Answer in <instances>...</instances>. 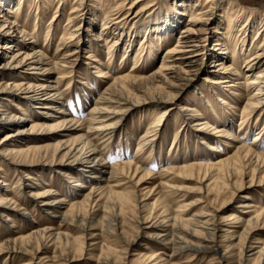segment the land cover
<instances>
[{
    "label": "bare ground",
    "instance_id": "obj_1",
    "mask_svg": "<svg viewBox=\"0 0 264 264\" xmlns=\"http://www.w3.org/2000/svg\"><path fill=\"white\" fill-rule=\"evenodd\" d=\"M61 1L67 0H57L54 15L62 8ZM198 1L191 4L189 0H174L170 6L165 3L160 8L154 0H115L113 7L96 2L99 8L93 9L89 0H74L66 18L67 29L50 22L37 44L33 35L40 34L43 0H16V6L15 0H0V77L6 75L11 80L0 82V91L6 92L0 97V131L6 130L4 141H0V158L9 159L19 175L14 183L0 182L4 188H0V222H8L10 214L21 210L9 198L14 193L28 198L41 212L55 216L58 226L15 234L0 243V255H6L3 264L8 260L49 264L44 257L34 263L41 247L47 246L53 248L55 264H72L84 254L88 240L97 237L107 242L97 244L98 264H126L125 255L139 238L152 240L168 254L164 258L160 255L163 253L138 254L137 264H191L193 257L206 258V264L264 263V206L258 207L251 196L264 192V151L257 152L254 147L264 142V16H252L249 8L235 1L224 4L225 0H203V6ZM31 4L36 9V20L32 32L27 33L15 26V20L10 21L9 9L11 6L18 12ZM184 15L188 18L180 27ZM57 29L61 34L67 32L68 37L63 39L62 35L51 48ZM175 34L174 43L164 50L157 69L144 77L137 75L142 58L148 53L156 56L165 40ZM94 35L102 44L92 39ZM75 39L77 46L73 45ZM134 44L139 52H135ZM43 48L52 49L48 57ZM85 49L89 53L83 66L106 80V86L85 115L74 118L62 98L65 91L59 87L64 84L68 91L74 84L71 78ZM115 57L118 65L124 66L118 76L109 67ZM201 74L207 77L208 92L215 94L219 87L226 96L233 97L230 101L217 94L208 98L205 91L194 87L197 91L192 100H180L184 106L178 108L179 116L174 114V120L182 121L184 131L193 133L210 151L204 162L156 173L133 160L111 165L104 162L108 140L123 133L125 122L137 113H141L138 125L144 118L146 123L132 155L136 158L146 146L154 147L160 127H165L172 115L169 106ZM18 75L22 79L16 83ZM20 98L25 99L26 110L18 105ZM7 101L22 110L24 118L12 115ZM197 101L199 106L194 105ZM147 105L154 110H145ZM213 106L222 111L217 126L206 121L202 111L208 108L215 115ZM31 112L38 120L26 127ZM27 133L50 137L42 146L24 147L21 137ZM248 133L253 135L251 143H247ZM184 138H177L175 132L172 144L189 143L187 136ZM29 141L41 142L39 138ZM215 141L226 144L229 153L217 155L220 151L212 145ZM99 143L103 145L100 149ZM11 144L18 148L9 147ZM36 165L40 168H27ZM40 170L57 173L58 180L68 184L78 199L67 202L56 192H40L41 187L31 176ZM105 173L107 176L100 179ZM1 174L0 167V179ZM166 177L168 181L195 180L199 185L178 188L163 182ZM155 178L160 179L156 198L151 203L141 200V195L147 198L154 190L139 187ZM173 190L194 193L196 198L172 205L169 192ZM179 194L176 197H185ZM222 208L227 212L220 216ZM127 215L139 227L131 238L121 230ZM26 216L20 214L21 219ZM64 227L78 230L79 235L72 239L61 231ZM94 229L99 233L95 235ZM113 236L120 238L124 246H113ZM180 252L191 256L177 263Z\"/></svg>",
    "mask_w": 264,
    "mask_h": 264
},
{
    "label": "rangeland",
    "instance_id": "obj_2",
    "mask_svg": "<svg viewBox=\"0 0 264 264\" xmlns=\"http://www.w3.org/2000/svg\"><path fill=\"white\" fill-rule=\"evenodd\" d=\"M173 1L174 0H154V3L157 5L160 4L159 5L160 8H164L165 3L170 6ZM189 1L191 2V4H193L196 0H189ZM228 1L229 2L235 1L243 5L244 7L249 8L250 10L249 14H252V16L254 15L264 16V0H225L224 4L228 3ZM96 2L100 3L101 5H105L107 7H113L115 0H89L88 4L91 5L93 9L95 8L98 9L99 7H97L98 5ZM198 2L199 4H202L203 6V0H199ZM24 3L28 4V2H24ZM60 3L62 4L61 6L62 8H59L57 13L54 15V12L58 4L57 0H43V2H41L42 11H41V17H40V32H39L40 34L38 36L33 35V37H36L35 38L36 41L37 40L39 41L43 38L42 36L44 35L46 31L45 28L50 22L58 23V25L60 26L62 30L67 29L68 24H67L66 18L70 10L74 7L75 2L74 0H67V1H61ZM16 4L17 2L15 0V3L13 5L16 6ZM9 10L11 13V15L9 13L10 21L12 22L15 20L16 22L15 26L18 29L23 30L27 33H31L34 27L35 20H36L35 7L32 6V4L24 5L21 8V10L18 11L19 13L15 10L14 7L11 8V6ZM219 14H222V13L219 12ZM187 18H188L187 15L182 16L180 27L186 24ZM211 30L212 32H214L215 28L214 29L211 28ZM55 32H58V33L55 36L54 41L50 43L51 48L55 47L57 40L62 35H63V39H67L68 37V35H66L68 34L67 32L61 34L59 29H57ZM209 33H211V31ZM79 34L80 33L78 34L76 33L78 37L81 36ZM95 36L96 35L92 36V39H94V41L97 44H102V41H98V39H96ZM176 36L177 34L172 35L171 37L167 38L165 40L166 42L165 45L164 44L161 45V48L159 49L156 56L152 57V55L148 53L145 57H143L142 60L139 62L140 66L136 69L137 71L136 74L144 77L150 74L151 72H154L157 69L162 59L164 50H166L168 47H170L174 43ZM213 37H214V34H213ZM30 38L32 39V37ZM38 41H37V44H38ZM25 42L26 44H28V41H25ZM74 44L77 46L78 40L75 39L73 42V45ZM133 46H135L134 47L135 52L140 51V50H137L138 45L134 44ZM51 48H43L42 52L46 54L48 57V54L51 53L50 52L52 50ZM88 53H89L88 50L85 49L83 53L80 54V58L82 59V61L86 60V56ZM117 60L118 58L116 57L112 59L109 64V67L111 68L112 71H115L116 75L118 76L119 74L122 73V71H124L123 69L124 66L118 65ZM135 60H137V58H135ZM82 61L80 63V66H78V68L76 69L77 72L75 71L73 76L70 75L72 76L71 82L74 83V84H71L72 85L71 88L67 91L66 90L67 87L64 84H61L59 87L60 90L65 91L62 95V98L64 102L66 103V106L69 105L67 106V109L71 110L70 115L73 116L74 118L83 117L85 113L90 109L92 101L97 98V96L103 91V89L106 86V80H103L99 78L98 75L94 74L93 69L84 67L83 66L84 61L83 62ZM206 78H207L206 75L201 74L198 77L197 82L193 84L191 87L184 89L181 95H179V97L173 102V104L169 106L172 111L170 114L172 115L165 122V127H160V138H159V141L155 142L154 147L146 146L143 149V151H141L139 154L136 155V158L133 157L132 154H134L135 152L138 139L144 132V124L146 123V118H144L145 120H143V122L141 121V123L139 121L140 124L138 125V119L140 118L141 113L139 114L137 113L135 116H133V118H129L125 122V125L123 127L124 128L123 133L118 132L111 139L108 140L107 145L104 146L105 147L104 152H103L104 162L108 165H111V164L116 163L117 161L124 162V161L133 160V162L136 165L140 166L143 169L145 168L147 170H150L153 173L158 172L160 169H166L170 167L204 162V160L207 158V155L209 156L210 151L206 150L205 146L200 144V141H198L195 138V135L193 133L184 131V128H183L184 125L182 121L180 120L175 121L174 114H176V116H179L178 108L184 106V104H181L180 100L184 101V99L186 98L190 100L193 99L192 95L194 92L197 91V90L194 91V87H197L201 91H205L206 97L208 98H212L213 95L217 94L218 96H221L222 98L227 97L228 100L229 98L233 99V97L230 96V94L226 96V93H224L222 89H220L219 87L214 90L215 94L208 92ZM0 79H1L0 80L1 83L11 82L10 77L6 75H3L2 77H0ZM21 79H22V76L18 75V77L15 79V82L17 83ZM5 94H6L5 91L3 90L0 91V97H3V95ZM84 96H89L87 98L88 101L84 99ZM23 101H25V99L20 98L19 100H17V103L22 109L26 110L27 106ZM210 102L213 103L214 99H210ZM7 103H8L9 111L10 113H12V115L19 117L20 119L24 118L25 113L22 110L15 109V107L12 106L13 102L7 101ZM188 103H191V102H188ZM194 105L199 106L200 104L197 101ZM213 107L215 109V115L212 113L211 110H208V108L202 109V111L205 112V115H204L205 120L207 119L206 121H209L211 125L217 126L218 122L216 121H217V118L222 115V111L219 108L216 109V106H213ZM145 110L150 111L154 109H153V106L147 105L145 107ZM146 114L147 112H144L143 117H145ZM34 115L35 114L32 112L29 113V116H31L30 117L31 121L26 122L25 124L26 127L27 126L29 127L30 124L34 120L36 121L38 120L37 118H35L36 116ZM263 121L264 119L261 120L262 125L264 123ZM5 131L6 130L0 131V141H4L3 136L5 134ZM175 132H176L177 138L181 137L183 140H186L184 137L187 136V141H189V143H176V141H174L172 144ZM49 137L50 136L47 134L37 135L36 133H33V134L27 133L23 135L21 138L24 139L23 140L25 143L24 147L26 146L34 147V146H42V144L47 142ZM252 137H253L252 133L247 134V143L252 142ZM30 138H39L41 142H36V141L31 142L29 141ZM212 145L218 148L220 152L217 153V155L219 154L221 155V157H224L225 155L229 153V149L227 145L222 142L215 141ZM10 146H15V148H18L17 144H14V145L11 144L9 145V147ZM186 146L188 148H186ZM97 147L100 149L103 147V145L99 143ZM254 147L256 148L257 152H263L264 149L262 147H264V142H261V144L254 145ZM124 153H126V155H124ZM39 165L38 166L37 165L28 166L27 168L31 170L40 168ZM0 167L3 169V174H1L2 178L0 179V182L7 181L8 183H11V182L14 183L17 181V179H19V175L14 172L16 170L15 169L16 167H13L11 164H9V159L0 158ZM54 167L63 168V166H60V165H55ZM57 175H58L57 173L51 174L47 172L46 170L44 172L40 170L31 176L33 177V182H35V184L37 183L39 185V188L41 187L40 192H45L48 190L56 192L58 193V196L65 199V201L67 202L69 201L72 202V201L77 200L79 196L73 193L72 190H70V187L68 186V184H65L64 182L59 181ZM106 176L107 174L105 173L101 175L100 179ZM166 178L165 179L163 178L162 181L166 182L169 180L168 177ZM159 182H160V179L155 178L153 180H149L148 184H145L139 187V190L143 189V187H149V189L154 190L152 191V194H150L147 198L146 197L143 198L142 197L144 195L143 194L140 196V199L141 200L145 199L146 202L151 203L156 198L155 197V194L157 193L156 187L159 186L158 185ZM168 182L172 186L178 187V188H183L187 186L190 188L191 187L193 188V187H198L199 185L195 180H185L184 181L180 178H178V180L174 179ZM207 183L208 182H206L205 185ZM0 188H3V187L0 185ZM26 191L27 193H29V190H26ZM143 193H145V191ZM169 193L172 194L171 197H173V199L171 198L172 205L176 203L175 201H183L184 203H189L193 199L196 198L194 197L195 196L194 193H189V192L186 193L184 190H182L181 192L173 190V191H170ZM178 193L180 194L184 193L185 197L184 198L176 197ZM251 196L253 197L254 199L253 201L256 203V205H258V207L264 206V192L252 194ZM9 198H11L15 202L16 205H19L21 207V210L18 213L10 214L8 222L7 221L0 222V243L12 238L15 234L24 235L25 233H28L35 229H41V228L57 229L58 226L56 222V217L50 214L43 213L38 208L33 207L32 204L30 203V200H28V198L25 199V197H22V196L18 197L14 193L11 194ZM222 210L223 212L220 213V216L224 215L227 212L224 208H222ZM23 213H27V216L21 219L20 214H23ZM123 220H124V224L121 226V230H123V234H125V236H127L128 238H131L134 234H136L137 230H139V227L137 226L136 221L131 216L127 215L126 217L123 218ZM10 222L13 223L15 228H11ZM61 231L67 233L68 236H70L72 239L76 238L79 235V231L72 227H69V228L64 227L62 228ZM92 232L95 235L99 233L97 229H94ZM257 233H258L257 235L261 234V232H257ZM97 238L88 240V242L86 243V247H85L86 251L84 252L83 255H79L78 258H76L72 264H98L96 261V256L99 254V247L97 244L101 242L102 243L105 242L107 244V242L105 238H98V239ZM111 240L113 242V246L118 247L117 249L124 246V243H122L120 238H118L117 236L116 237L113 236L110 239V241ZM129 249H130L129 254L125 255V260H123L126 264H137L135 261L137 260L136 258L138 254L150 255V254L163 253V254H160L163 258L165 257L164 254H168V251H163V249L159 247L158 244H156L155 242H152V240L147 239V238L137 239L136 243L132 245L131 248ZM249 253L248 255H250ZM190 256L191 254L188 252L187 253L180 252V256L176 262L183 263ZM5 257H6L5 254L0 255V264H3V260ZM43 257L45 258V260H48L49 264H55L54 253H53L52 247H49V246L41 247L39 253L37 254V259L34 261V263H37L38 259L43 258ZM17 262L18 261L16 260H8L6 264H18ZM206 262H207L206 258L193 257V261L191 262V264H206ZM247 264H251V263H247Z\"/></svg>",
    "mask_w": 264,
    "mask_h": 264
}]
</instances>
